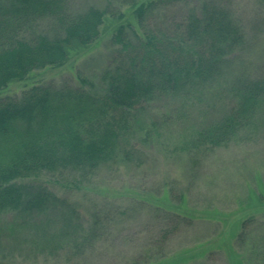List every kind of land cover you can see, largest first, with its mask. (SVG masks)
<instances>
[{"label":"trees","instance_id":"1","mask_svg":"<svg viewBox=\"0 0 264 264\" xmlns=\"http://www.w3.org/2000/svg\"><path fill=\"white\" fill-rule=\"evenodd\" d=\"M197 1L189 7V0H105L99 8L75 0H0V92L32 71L62 66L72 44L85 47L98 38L106 15L122 19L119 6L133 8L140 29L115 27L114 56L97 87L79 77L76 85H34L18 97H0V215L55 216L63 239L80 224H72L77 217L67 201L38 183L43 173L88 180L128 148L144 111L159 103H201L246 36L235 0ZM230 91L231 107L198 133L195 147L221 146L255 124L264 78L238 80ZM98 224L95 217L66 248L83 253L97 241Z\"/></svg>","mask_w":264,"mask_h":264},{"label":"rangeland","instance_id":"2","mask_svg":"<svg viewBox=\"0 0 264 264\" xmlns=\"http://www.w3.org/2000/svg\"><path fill=\"white\" fill-rule=\"evenodd\" d=\"M189 1V7L198 5L197 0ZM104 2L74 3L100 8ZM234 10L245 31V45L231 56L232 67L203 93L201 103L178 107L159 103L144 111L128 148L88 180L43 173L38 183L67 201L77 217L72 224L80 228L68 229L70 234L62 239L60 218L50 215L29 221L15 213L2 214L0 260L9 264H264V101L255 124L228 143L194 146L198 133L231 107L230 90L236 81L264 78V0H235ZM119 12L120 20L104 17L94 42L85 47L72 44L62 66L32 71L23 81L9 83L0 97H18L34 85H76L79 77L97 87L114 56L110 38L115 27L130 23L140 32L133 8L119 6ZM45 22L40 28L46 27ZM95 217L97 241L73 255L75 251L64 242L79 239ZM46 220L53 223L48 228Z\"/></svg>","mask_w":264,"mask_h":264}]
</instances>
